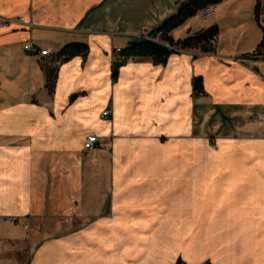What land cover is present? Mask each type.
Wrapping results in <instances>:
<instances>
[{"label":"crops","instance_id":"1","mask_svg":"<svg viewBox=\"0 0 264 264\" xmlns=\"http://www.w3.org/2000/svg\"><path fill=\"white\" fill-rule=\"evenodd\" d=\"M183 1L0 0L27 23L0 28V264H264V0H225L172 33L218 25L214 52L128 60L114 78L115 49ZM72 42L89 55L50 91L42 64Z\"/></svg>","mask_w":264,"mask_h":264},{"label":"trees","instance_id":"2","mask_svg":"<svg viewBox=\"0 0 264 264\" xmlns=\"http://www.w3.org/2000/svg\"><path fill=\"white\" fill-rule=\"evenodd\" d=\"M225 0H186L180 2L177 11L174 15L164 21L157 31L152 32L151 36H156L161 33L162 40L170 43L174 47L183 49L200 50L202 52H214L215 45L212 44V39L219 36L218 25L202 30L195 35L189 36L185 39L175 40L172 33L183 26L188 20L197 16L200 12L216 6ZM260 22V16H258ZM264 31V25L260 22ZM260 48H264V38L260 44ZM90 52V47L84 42H72L67 44L62 50L49 62L42 64L43 70L47 78V86L50 91H54L60 66L71 59L80 56L87 59ZM178 53L174 49L153 41L146 40L142 37L132 40L129 45L124 48L119 54V59L114 64V78H117L119 69L128 60H135L138 58H151L156 65H166L170 56ZM196 93L203 91V80L201 77L195 79ZM30 264V263H27ZM175 264H186L182 258H179ZM206 264H212L210 262Z\"/></svg>","mask_w":264,"mask_h":264},{"label":"built area","instance_id":"3","mask_svg":"<svg viewBox=\"0 0 264 264\" xmlns=\"http://www.w3.org/2000/svg\"><path fill=\"white\" fill-rule=\"evenodd\" d=\"M201 13L205 16H210L213 14V9H212V7H210L208 9L202 11ZM260 22L262 24H264V19L261 17H260ZM16 23L21 24V25L27 24V23H25V19L21 18V17H19V18L0 17V28H6V27H9V26L16 24ZM141 37L146 39V40L153 41L155 43L163 44L170 49H174L178 53H185V52H191V51H198L197 55H205V54L212 53V52H202L200 50H190V49H183L180 47H174L170 43L162 40L161 33H158L156 36H151L149 34L144 33L141 35ZM217 41H218V36H215L211 42L213 45H216ZM24 48H25L26 52H28L29 54L34 55L36 57L47 58V57L52 56V53L49 49H43V48L33 44L32 42H27L25 44ZM122 50H123L122 47H117L115 49L116 60L119 59L118 54ZM198 95L202 96V95H204V92H199ZM110 114H111V111L107 110L102 114V117L103 118H109ZM98 144H99V137L95 134H91V135H88L87 138L85 139L84 148H85V150H88V151H94L98 148ZM14 222L17 224H21L24 227V229L26 230L27 236L29 237V226H30L29 223L25 222L23 219H20V218L14 219Z\"/></svg>","mask_w":264,"mask_h":264},{"label":"rangeland","instance_id":"4","mask_svg":"<svg viewBox=\"0 0 264 264\" xmlns=\"http://www.w3.org/2000/svg\"><path fill=\"white\" fill-rule=\"evenodd\" d=\"M15 228H16V231H17V236H18V239H19V243H21V245H22V247H24V248H22V253H23V256L22 255H20L21 257H22V259L23 260H25V262H28V260H29V257H30V246H28L29 245V243H30V239H31V236H32V227H31V225L29 226V236L30 237H28L27 236V232H26V234L24 235H22L21 234V230H20V228L19 227H17V226H15ZM25 231V230H24ZM25 233V232H24ZM12 234H11V231H8V233L7 234H5L4 236H5V238H7L8 236H11ZM26 243V244H22V243ZM20 248V249H21ZM21 253V252H20ZM21 253V254H22Z\"/></svg>","mask_w":264,"mask_h":264}]
</instances>
